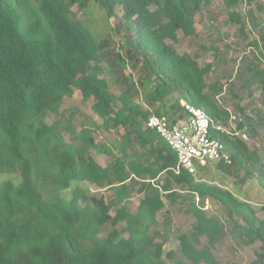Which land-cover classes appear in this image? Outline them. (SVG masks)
Wrapping results in <instances>:
<instances>
[{
	"label": "trees",
	"instance_id": "obj_1",
	"mask_svg": "<svg viewBox=\"0 0 264 264\" xmlns=\"http://www.w3.org/2000/svg\"><path fill=\"white\" fill-rule=\"evenodd\" d=\"M254 2L223 0L226 23L243 36L248 22L259 32L248 46L259 52L250 67L264 93V24L255 22ZM243 3L247 12L239 9ZM210 4L0 0V178H14L0 180V264H220L212 250L229 235L245 246L259 242L251 264H264V215L258 214L264 206L257 209L247 192L240 196L225 183L256 180L264 193V156L232 134L214 133L232 163L176 173V155L146 127L151 115L187 119L182 102L228 127L218 100L223 86L209 81L213 64L202 66L174 46L179 33L197 37V16ZM95 13L116 33L125 31L120 45L92 31ZM75 89L98 119L81 129L61 113ZM49 115L57 120L48 123ZM256 117L254 129L264 113ZM243 129L240 123L237 130ZM97 130L117 135L112 149L100 148ZM99 155L114 161L104 166ZM134 192L141 198L133 214L127 205ZM206 201L225 221L204 209ZM167 204L194 219L191 232L175 237L169 250L168 211L160 221Z\"/></svg>",
	"mask_w": 264,
	"mask_h": 264
},
{
	"label": "rangeland",
	"instance_id": "obj_2",
	"mask_svg": "<svg viewBox=\"0 0 264 264\" xmlns=\"http://www.w3.org/2000/svg\"><path fill=\"white\" fill-rule=\"evenodd\" d=\"M258 4L263 5L264 0H255L252 3L251 8L253 9L254 19L255 22L264 24V7L261 11L257 8ZM239 9L242 12L248 11L245 3L241 4ZM118 15L120 16V13ZM227 20L228 14L223 0H211V4L197 16V37L193 39L185 38L182 33H179L178 42L174 46L180 53L187 52L191 56H197V61L202 66L207 63L213 64L209 81H218L219 85L223 86L218 100L222 104V108L229 114L228 127L225 130L245 142L250 151L256 152V155L263 157L264 119L263 123L256 129H254L253 124L257 118V113H264V93L258 87L255 74L250 67L252 63H255L253 55H257L259 52L255 47L248 46L253 38H259V32L254 30L251 22H248L250 29L243 36L239 31V27L235 24L226 23ZM90 26L92 31L99 35L109 34L117 45H120L122 36L125 33L122 29L116 33L103 13H95L94 17L90 19ZM212 46L218 47L216 51L221 54H215V50L211 49ZM222 53L224 54L222 55ZM109 86L112 92H117L115 87L111 84ZM91 105V101L83 103L80 93L75 89L74 96L65 100L61 113L65 118H72L76 127L81 129L82 126H88L93 121L98 122V119L92 113ZM238 107L245 108L247 110L246 113H239L237 111ZM233 116H236V119H233ZM56 120L57 117L53 115H49L47 119L50 124ZM240 123L244 128L242 131L237 130ZM251 128L256 132L254 138L249 135ZM94 136L101 149H112V143L117 135L113 131L97 130ZM97 159L104 166L110 165L114 161L113 156L110 155H99ZM236 173L237 171L234 170V174ZM8 178L14 179L12 176H4L0 180ZM233 178L230 177L226 180L225 183L228 188L240 196L247 192V196L251 199L250 202L254 203L257 209L264 206V193L259 189L258 184L255 182L256 180L246 181L240 187L238 181L233 183ZM103 192H105L107 197H110L111 192L106 190ZM140 198V195L135 192L131 195L127 205V209L131 213L134 214L136 212ZM204 209L209 214H216L225 221V216L219 211L220 209L216 204L206 201ZM166 211L169 212L172 220L170 228L171 243L166 247V250H169L176 245L175 237L191 232L194 219L190 215L179 213L175 208L169 207L167 204L160 215V221L163 219L162 214ZM258 214L260 216L264 215L260 210ZM226 227L229 228V223H226ZM109 229L107 228L105 231ZM260 246L259 242L252 246L239 244L229 235L212 252L220 264H251L256 259V252L260 250Z\"/></svg>",
	"mask_w": 264,
	"mask_h": 264
},
{
	"label": "built area",
	"instance_id": "obj_3",
	"mask_svg": "<svg viewBox=\"0 0 264 264\" xmlns=\"http://www.w3.org/2000/svg\"><path fill=\"white\" fill-rule=\"evenodd\" d=\"M181 105L188 114L187 119L175 123L166 115H151L146 123V127L159 135L176 155V173L185 170L195 174L199 166L217 162L231 164L224 145L213 137L214 133L230 134L225 127L214 124L202 109L185 102Z\"/></svg>",
	"mask_w": 264,
	"mask_h": 264
},
{
	"label": "clouds",
	"instance_id": "obj_4",
	"mask_svg": "<svg viewBox=\"0 0 264 264\" xmlns=\"http://www.w3.org/2000/svg\"><path fill=\"white\" fill-rule=\"evenodd\" d=\"M208 116V115H207ZM182 120V119H181ZM184 120V119H183Z\"/></svg>",
	"mask_w": 264,
	"mask_h": 264
}]
</instances>
